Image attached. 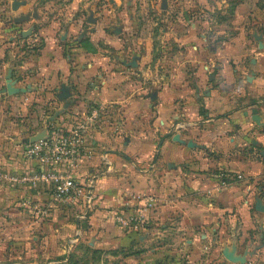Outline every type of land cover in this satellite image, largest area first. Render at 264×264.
Returning a JSON list of instances; mask_svg holds the SVG:
<instances>
[{"label": "crops", "instance_id": "1", "mask_svg": "<svg viewBox=\"0 0 264 264\" xmlns=\"http://www.w3.org/2000/svg\"><path fill=\"white\" fill-rule=\"evenodd\" d=\"M19 24L0 23V264H38L17 259L39 240L54 255L44 264L264 261V9H235L231 25L212 20L162 75L143 58L130 65L118 41L114 56H98L42 30L43 45L27 53L13 39ZM39 110L49 112L42 126L67 130L99 112L84 134L91 157L60 166L93 181L90 201L8 178L37 170L21 145L39 134ZM119 213L137 219L122 225ZM82 242L94 258L74 250Z\"/></svg>", "mask_w": 264, "mask_h": 264}, {"label": "rangeland", "instance_id": "2", "mask_svg": "<svg viewBox=\"0 0 264 264\" xmlns=\"http://www.w3.org/2000/svg\"><path fill=\"white\" fill-rule=\"evenodd\" d=\"M13 1L0 0V23L13 25L12 18L16 13L40 3L39 20L31 19L28 24L35 29L34 35L30 36L32 40L27 37L22 41V48L27 53L37 52L43 45V37L39 34L42 30L68 34L70 44L98 56H114L117 51L111 41H118L128 51L127 57L135 58V63L143 58V68L150 72L155 70L156 75L165 72L168 60H185L189 55L188 49L200 35L212 33L208 24L212 20L231 25L235 9H264V0H166L165 9H161L163 0H25L27 6L13 11ZM90 16L94 19L92 23L87 22ZM15 28L19 33L21 27ZM117 29L121 31L115 34ZM156 87L150 86L151 94ZM48 113L46 110L36 113L37 128L41 129L39 133L50 129L48 124H41ZM26 245L22 246L23 257L17 259L22 263L44 264L54 256L46 254V244L40 240L37 246ZM79 245L75 244L74 250L94 258L95 253H90L83 242L82 246ZM73 253L71 260L77 261L80 254ZM10 258L14 260V257Z\"/></svg>", "mask_w": 264, "mask_h": 264}, {"label": "built area", "instance_id": "3", "mask_svg": "<svg viewBox=\"0 0 264 264\" xmlns=\"http://www.w3.org/2000/svg\"><path fill=\"white\" fill-rule=\"evenodd\" d=\"M98 117L99 112L94 110L84 121H80L70 130L52 126L50 128L53 129V132L44 139L23 143L21 151L24 158L35 161L37 170H32L24 175H12L8 178L13 183L31 184L35 188L38 185H48L52 189L54 199L60 201L70 203H77L81 199L90 201L89 188L93 181L78 180L71 172L61 171L60 166L66 164L73 168L84 154L91 157L84 149V134L90 125H96ZM145 201L144 209L150 208L155 203L151 197L146 198ZM134 218L137 219L135 215L128 217L121 213L116 215L117 222L122 225H128ZM257 264H264V261H259Z\"/></svg>", "mask_w": 264, "mask_h": 264}, {"label": "water", "instance_id": "4", "mask_svg": "<svg viewBox=\"0 0 264 264\" xmlns=\"http://www.w3.org/2000/svg\"><path fill=\"white\" fill-rule=\"evenodd\" d=\"M24 4H26V2H24V1H23V2L14 1V2H13V6H11V7H12V10L15 11L19 6L24 5ZM166 5H167V1H166V0H163V5H161V9H165V8H166ZM33 17H34L35 19L37 18V11H36V9L34 10ZM28 19H29V15H27V16H22V17H19V18H15L13 22H14V24H19V23H21V22L27 21ZM87 22H88V23H92V22H93V19H92L91 16L88 18ZM120 31H121L120 29H117L116 31H114V33H115V34H118ZM25 35H26V34L23 33V36H25ZM129 64L132 65V66H135V67H136L135 58H132V60H131V62H130ZM7 78L9 79V81L11 80V78H10L9 76H8ZM5 90L10 91V87L7 86L5 89H3V91H5ZM19 91L24 92V90H21V89H19V90H15V92H19ZM153 99H154V98L151 96V100H153ZM58 114H59V111L55 112L54 116L50 118V121H53V120H54V117L57 116ZM251 114H252V115H251V119H252V121H254L255 123H259V121H260V116L257 114V108H256V109H253V110L251 111ZM46 132H47V131H42V132H40V133L37 134V135H33V136H31V137L29 138V142H30V141H31V142H33V141L36 142V141H38V140H42V139H44V138L46 137Z\"/></svg>", "mask_w": 264, "mask_h": 264}, {"label": "flooded vegetation", "instance_id": "5", "mask_svg": "<svg viewBox=\"0 0 264 264\" xmlns=\"http://www.w3.org/2000/svg\"><path fill=\"white\" fill-rule=\"evenodd\" d=\"M15 1H18V0H15ZM23 1L26 2L25 0H23ZM23 1H18V2H23ZM13 2H14V1H13ZM13 2H12V3H13ZM12 6H13V4H12ZM24 6H27V2H26V4L19 6L16 10H18L19 8L24 7ZM38 6H40V3H39V2H37L36 4H34V5L32 6V9H28L26 13H24V14H20L19 16L15 17V18H19V17H22V16H27V15H29V19H28V20H31V19H33L34 21L39 20ZM35 9H36V11H37V18H36V19L33 17V14H34V10H35ZM11 10H12V7H11ZM13 11H14V10H13ZM15 18H13L12 23H14L13 21H14ZM28 20H27V21H28ZM27 21H26V22H27ZM34 31H35V29H34V28H31L30 30H28L27 35H31V36L34 35V34H33ZM16 34H17L16 36H13V39L15 38L14 41H16L17 43H18V42H21V41H23L25 38H27V35L23 36V33H16ZM29 37H30V36H29Z\"/></svg>", "mask_w": 264, "mask_h": 264}, {"label": "trees", "instance_id": "6", "mask_svg": "<svg viewBox=\"0 0 264 264\" xmlns=\"http://www.w3.org/2000/svg\"><path fill=\"white\" fill-rule=\"evenodd\" d=\"M51 125H54V123H52Z\"/></svg>", "mask_w": 264, "mask_h": 264}]
</instances>
